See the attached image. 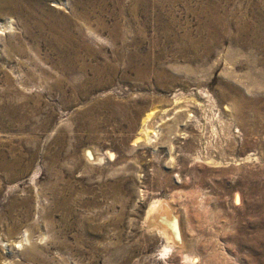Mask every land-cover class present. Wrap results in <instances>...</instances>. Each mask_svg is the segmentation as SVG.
<instances>
[{
    "label": "rangeland",
    "instance_id": "1",
    "mask_svg": "<svg viewBox=\"0 0 264 264\" xmlns=\"http://www.w3.org/2000/svg\"><path fill=\"white\" fill-rule=\"evenodd\" d=\"M2 3L0 264H264V0Z\"/></svg>",
    "mask_w": 264,
    "mask_h": 264
},
{
    "label": "bare ground",
    "instance_id": "2",
    "mask_svg": "<svg viewBox=\"0 0 264 264\" xmlns=\"http://www.w3.org/2000/svg\"><path fill=\"white\" fill-rule=\"evenodd\" d=\"M2 6L6 7L9 4H13L14 5V10L17 11L19 10L17 6H20L18 4V0H2ZM16 8V9H15ZM10 26V24H9ZM64 31V30H63ZM65 36V32L63 33ZM151 113H148L144 116L143 121L145 122L146 119H148V117L150 116ZM150 118V117H149ZM143 124V123H142ZM147 125V122H146ZM143 128V127H142ZM147 128V127H146ZM148 132V128L145 129ZM144 130V131H145ZM150 131V130H149ZM147 132H145V134H147ZM151 136V135H150ZM162 201V200H160ZM157 202V201H156ZM158 205L153 204L151 206V208L148 211V215H147V222L149 224H152L154 222H157L159 224H162L165 226V232L167 233L168 237L176 240L177 239V234H176V230H175V226H174V220L172 219L170 213L167 210V205H165L166 203L164 202H157ZM155 225V224H154ZM163 226V227H164ZM153 227V226H152ZM161 228V227H160ZM163 229V228H162ZM161 229V230H162ZM163 231V230H162ZM30 240L29 236L26 234V232L22 235L21 239L19 240V243H24L26 244V242H28ZM32 242V241H31ZM32 244V243H31ZM171 247V246H170ZM168 249V247L166 248ZM166 251V250H165ZM28 254V253H27ZM30 254V253H29ZM28 254V255H29ZM191 255V254H190ZM188 256V255H187ZM29 257V256H27ZM193 257V256H192ZM187 259V257H186ZM31 260V259H30Z\"/></svg>",
    "mask_w": 264,
    "mask_h": 264
}]
</instances>
